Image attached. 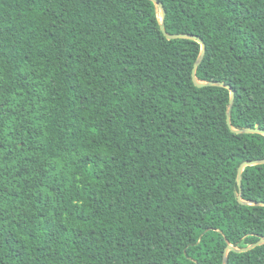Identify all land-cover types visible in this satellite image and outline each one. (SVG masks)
I'll use <instances>...</instances> for the list:
<instances>
[{
    "label": "trees",
    "instance_id": "obj_1",
    "mask_svg": "<svg viewBox=\"0 0 264 264\" xmlns=\"http://www.w3.org/2000/svg\"><path fill=\"white\" fill-rule=\"evenodd\" d=\"M197 76L264 129V0H160ZM153 0H0V264H224L264 237L231 90ZM243 198L264 201V164ZM264 264V244L229 253Z\"/></svg>",
    "mask_w": 264,
    "mask_h": 264
},
{
    "label": "water",
    "instance_id": "obj_2",
    "mask_svg": "<svg viewBox=\"0 0 264 264\" xmlns=\"http://www.w3.org/2000/svg\"><path fill=\"white\" fill-rule=\"evenodd\" d=\"M153 1L155 2V4L157 6H159L161 8V15H162L161 28H162L164 34L166 35V37L168 39L189 38V39L196 40L202 44L201 53H200L197 61L195 62V66L193 69V80H194L195 84L199 87L223 86V87L229 88L231 90V99H230V104H229L228 110H227V120H228V124H229L230 128L236 133H260V134L264 135V129L259 128V127H244V128H234L233 127L232 109H233L235 99H236V91L232 88V86L230 84H227L224 81H214V80L204 81V80H201L200 78H198V76H197L198 68H199L200 64L202 63V61L205 57V54H206V50H207L206 43L203 41L202 38H200L199 36H197L195 34H191V33H170V32H168L166 29V23H165L167 10H166L162 1H160V0H153ZM258 164H264V158L263 159H256V160H246L240 165L239 172H238V184H239V190H240L239 200L243 204L264 206V201H256V200L248 201V200H245L243 198V173H244V170L247 166H253V165H258ZM262 244H264V237H262L257 242H254V243H252L246 247H236L232 244H228V246L225 249V253H224V264H229V253H230V251L235 250L238 252H246V251L254 249L255 247L262 245Z\"/></svg>",
    "mask_w": 264,
    "mask_h": 264
}]
</instances>
